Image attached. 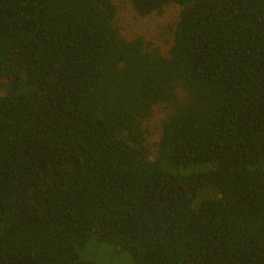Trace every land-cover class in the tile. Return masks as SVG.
Segmentation results:
<instances>
[{"label":"trees","instance_id":"1","mask_svg":"<svg viewBox=\"0 0 264 264\" xmlns=\"http://www.w3.org/2000/svg\"><path fill=\"white\" fill-rule=\"evenodd\" d=\"M117 1L0 0V264H264V0Z\"/></svg>","mask_w":264,"mask_h":264},{"label":"rangeland","instance_id":"2","mask_svg":"<svg viewBox=\"0 0 264 264\" xmlns=\"http://www.w3.org/2000/svg\"><path fill=\"white\" fill-rule=\"evenodd\" d=\"M117 8L118 25L125 36L133 37L142 34L147 39L150 38L154 44L159 45L162 51L167 50L170 36L169 29L178 18L179 7L171 6L161 14H151L145 17L136 15L130 4L122 0L117 1ZM162 115V111L158 108L148 122V140L151 143L156 141L159 136ZM202 169L203 166L198 165L189 167L188 171ZM203 190L198 193L200 199L206 197L202 193ZM79 255L81 259L90 260L93 264H132L129 254L121 249L119 245L99 240L97 235L90 237L85 247L79 251Z\"/></svg>","mask_w":264,"mask_h":264}]
</instances>
